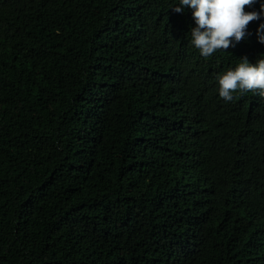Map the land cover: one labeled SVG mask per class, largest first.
<instances>
[{"label": "trees", "instance_id": "16d2710c", "mask_svg": "<svg viewBox=\"0 0 264 264\" xmlns=\"http://www.w3.org/2000/svg\"><path fill=\"white\" fill-rule=\"evenodd\" d=\"M178 3L0 0V264H264V16L205 58Z\"/></svg>", "mask_w": 264, "mask_h": 264}, {"label": "clouds", "instance_id": "9594fccd", "mask_svg": "<svg viewBox=\"0 0 264 264\" xmlns=\"http://www.w3.org/2000/svg\"><path fill=\"white\" fill-rule=\"evenodd\" d=\"M255 3L257 0H179L172 11L182 14L186 7L191 9L195 21V27L190 29L191 43L207 58L217 51L226 52L248 35V25L264 16V3H260L259 11H246ZM256 35L258 42L264 44V23L259 25ZM216 79L219 96L225 102L232 101L236 92L243 95L253 91L264 97V55L254 64L242 57L234 68Z\"/></svg>", "mask_w": 264, "mask_h": 264}]
</instances>
